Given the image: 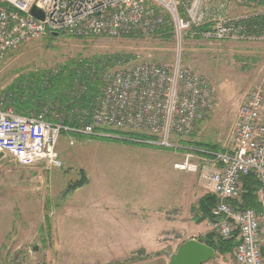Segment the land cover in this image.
Masks as SVG:
<instances>
[{"label": "rangeland", "instance_id": "rangeland-1", "mask_svg": "<svg viewBox=\"0 0 264 264\" xmlns=\"http://www.w3.org/2000/svg\"><path fill=\"white\" fill-rule=\"evenodd\" d=\"M261 3L230 5L226 15L239 19L264 14ZM162 34L169 36L164 38ZM84 59L111 62L103 74L114 69V61H119V66H131L179 60L214 87L216 108L189 133L174 134L172 142H177L178 149L132 145L128 143L133 142L114 136L103 138L128 143L62 133L57 144L61 167H21L12 158L1 157L0 264L133 262L131 259L136 260L139 252L135 257L133 253L113 250L117 247L116 215L118 208L124 206L119 199L124 196L139 197L140 216L157 220L160 242L189 235L195 228L191 208L210 190L201 177L207 162L184 151L193 148L186 142L193 139L220 149L227 145L239 105L264 73V36L224 41L185 38L181 44L170 30L149 37L45 36L22 44L0 62V99L8 102L4 91L21 74L54 72ZM175 163L195 166V171L176 169ZM80 171L85 174L86 184L67 191L70 184L80 179ZM130 207L136 208V204ZM203 222L206 227L211 223ZM205 231L216 233L212 227ZM154 233L158 234L157 230ZM223 256L228 259L222 261L216 256L210 261L235 264L230 263L231 255Z\"/></svg>", "mask_w": 264, "mask_h": 264}, {"label": "built area", "instance_id": "built-area-1", "mask_svg": "<svg viewBox=\"0 0 264 264\" xmlns=\"http://www.w3.org/2000/svg\"><path fill=\"white\" fill-rule=\"evenodd\" d=\"M262 1L0 0V62L22 44L53 33L76 38L149 37L170 29L178 44L185 38L214 41L255 38L238 23L246 17L230 19L226 13L230 5ZM33 7L41 13V19L31 14ZM114 62V69L99 75L98 94L89 109L82 110L77 126L64 124L60 113L48 105L37 113L23 115L5 108L0 99L2 157L12 158L21 167H61L57 144L62 133L97 138L114 136L137 144L178 149L177 142H172L173 136L189 133L216 108L214 87L179 60L171 64L144 62L131 66ZM86 88L83 82L76 81L78 94ZM76 112L77 109L73 113ZM47 116L56 120L48 121ZM185 149L207 162L201 177L216 198L211 209L214 219L211 227L222 239L237 234L235 264H264L263 190L257 192L259 212L236 210L230 204L239 197L242 177L252 175L264 183V73L239 105L227 145L218 151ZM174 168L195 171V166L186 163H175Z\"/></svg>", "mask_w": 264, "mask_h": 264}, {"label": "trees", "instance_id": "trees-1", "mask_svg": "<svg viewBox=\"0 0 264 264\" xmlns=\"http://www.w3.org/2000/svg\"><path fill=\"white\" fill-rule=\"evenodd\" d=\"M261 4H264L262 1ZM245 28V31L252 36H264V14L253 15L238 21ZM204 29V28H202ZM170 30V29H168ZM54 34V33H53ZM61 33H56L60 36ZM164 38L169 34H162ZM50 38H55L48 34ZM88 66L85 67V64ZM111 62L106 60L89 61L79 60L70 62L60 67L54 72H29L19 75L14 82L6 88L4 96L8 100L5 102V108H12L18 114L27 115L37 113L44 105L53 107L62 116L63 123L71 126H77L78 118L82 116V110H88L91 101L97 96L100 85L99 75L109 66ZM76 81L83 82L86 85V91L78 94L76 90ZM77 109L76 114L73 112ZM48 121H55L54 116H47ZM87 120L86 122H88ZM111 132V131H109ZM118 133V132H111ZM75 137H86L89 139H98L97 137L71 134ZM134 136L144 137L143 135ZM149 138V137H148ZM108 142L127 144L124 140L102 139ZM191 140V141H190ZM187 145L194 149L220 150L218 145L204 143L190 139ZM132 145L146 146L144 144L128 143ZM184 151H188L187 149ZM81 177L70 184L67 191L76 190L86 184V178L83 171H80ZM262 189L264 192V183L259 182L254 176L247 175L241 178V188L239 197L230 201L231 206L236 210L251 209L256 212L261 210V205L257 199V192ZM216 203V198L211 193H206L198 199L197 206L191 208L193 213L192 221L200 224L205 220L214 221L211 216V209ZM46 231H49V225L45 221ZM199 241L208 245L215 251V256L231 255L238 242L235 233L230 239L220 238L214 231L206 233L199 238ZM261 254L264 258V244L261 247ZM213 258V259H214ZM136 261L131 259V261Z\"/></svg>", "mask_w": 264, "mask_h": 264}, {"label": "crops", "instance_id": "crops-1", "mask_svg": "<svg viewBox=\"0 0 264 264\" xmlns=\"http://www.w3.org/2000/svg\"><path fill=\"white\" fill-rule=\"evenodd\" d=\"M124 196V195H123ZM119 199L120 203L124 205L118 208L116 215V248L115 251L128 252L135 254L139 252L136 261L129 264H168L169 256L177 249V247L188 239H195L199 241V238L205 234V230L211 228L210 225L202 222L195 224V228L189 235L178 237L176 240H168L160 242L161 239L158 236L161 234L159 228H157V220L144 218L140 216V200L137 198H125ZM137 200V202H134ZM136 204L135 207L130 205ZM151 214V213H150ZM140 218V219H139ZM170 226L173 225L171 218L168 219ZM208 223V222H207ZM157 230V233H154ZM222 261L228 259V256H220ZM229 263V262H228ZM235 263L231 256V262Z\"/></svg>", "mask_w": 264, "mask_h": 264}, {"label": "water", "instance_id": "water-1", "mask_svg": "<svg viewBox=\"0 0 264 264\" xmlns=\"http://www.w3.org/2000/svg\"><path fill=\"white\" fill-rule=\"evenodd\" d=\"M31 14L36 18H42L41 13L35 7L31 9ZM52 36L55 37L56 33ZM214 256L215 251L208 245L195 239H188L169 256L168 264H203L212 260Z\"/></svg>", "mask_w": 264, "mask_h": 264}, {"label": "bare ground", "instance_id": "bare-ground-1", "mask_svg": "<svg viewBox=\"0 0 264 264\" xmlns=\"http://www.w3.org/2000/svg\"><path fill=\"white\" fill-rule=\"evenodd\" d=\"M264 1V0H263Z\"/></svg>", "mask_w": 264, "mask_h": 264}]
</instances>
